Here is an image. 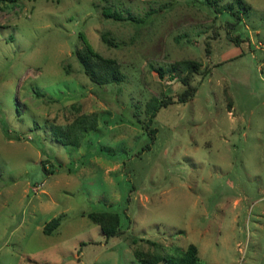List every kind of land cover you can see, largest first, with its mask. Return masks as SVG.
I'll use <instances>...</instances> for the list:
<instances>
[{
	"label": "rangeland",
	"instance_id": "rangeland-1",
	"mask_svg": "<svg viewBox=\"0 0 264 264\" xmlns=\"http://www.w3.org/2000/svg\"><path fill=\"white\" fill-rule=\"evenodd\" d=\"M241 1L0 0V264H142L133 237L152 254L194 243L205 264H264V0ZM81 32L121 82L92 81ZM184 60L200 63L195 97L150 119L185 89L187 70L171 71ZM84 114L99 125L80 147L53 139ZM107 209L131 217L124 235L88 217Z\"/></svg>",
	"mask_w": 264,
	"mask_h": 264
},
{
	"label": "trees",
	"instance_id": "trees-1",
	"mask_svg": "<svg viewBox=\"0 0 264 264\" xmlns=\"http://www.w3.org/2000/svg\"><path fill=\"white\" fill-rule=\"evenodd\" d=\"M236 1L237 4L242 7V1ZM206 3L210 7L214 8L216 5V0H206ZM233 7L234 4H226L222 8H220V10L218 8H216L215 10L220 12L227 10L234 12ZM106 15L119 20L123 19L120 17V14L116 12H110ZM129 19L135 18L133 16H130ZM228 34L230 39L239 44L240 39L238 36L232 35L229 30ZM80 36L84 40V48L76 50V55L82 63L85 72L91 77L92 81L97 84L121 82L124 76L120 64L114 59L102 57L91 47L82 32L80 33ZM103 38L109 45L113 44L112 40L108 36L104 35ZM181 67L184 70H187L186 74L182 77V82L185 85V89L177 95L176 99L171 95L160 99L159 101L157 100L156 103L149 106L146 112L151 113L150 119H153L163 107H167L172 103H187L195 97L197 86L193 83V76L195 73H199L200 63L192 60H184L172 64L171 71L180 70ZM158 72L161 77H165V70H163V68H159ZM98 125L99 120L96 114H84L76 118L71 124L68 125L52 124L50 130L53 139L58 141L59 143L80 147L87 133L95 130ZM149 131L152 135V139H155L158 131L157 128L149 129ZM88 217L95 224L100 226L102 233L106 236L107 239L114 236L124 235L126 232V228L124 226V218L126 219V221L131 220V217L128 216L127 213L123 218L120 213L113 212L112 210L108 209L91 211L88 213ZM61 220V216L52 218L44 227L45 234H53L54 231H56L61 225ZM144 239L145 238L138 237L132 238L134 255L142 264H159L162 261L166 264H205L199 256L198 246L194 243H191L186 250H182L179 255L162 253L152 254L137 245L138 241ZM146 241L154 245H159L157 242L150 239H146ZM85 244L86 242H82L81 246Z\"/></svg>",
	"mask_w": 264,
	"mask_h": 264
}]
</instances>
